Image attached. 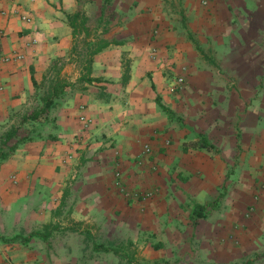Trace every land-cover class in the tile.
Here are the masks:
<instances>
[{"label":"crops","instance_id":"1","mask_svg":"<svg viewBox=\"0 0 264 264\" xmlns=\"http://www.w3.org/2000/svg\"><path fill=\"white\" fill-rule=\"evenodd\" d=\"M203 1L0 0V134L4 135L17 115L30 113L37 106L31 72L36 81L49 67L50 58L72 53L74 33L67 16L81 8L90 19V10L95 9L94 21L101 28L98 32L102 38L118 43L110 44L93 58L90 77L107 81L112 93L107 108L92 96L86 100L89 106L84 114L96 122L95 134L111 133L121 148L131 141L129 136H153L158 169L168 164L174 170V180L183 181L179 182L180 189L173 191L175 199L181 195L194 200L213 199L226 183H232L230 195L237 205L242 208L244 199L257 194L263 213L264 0H208L205 5ZM15 55L22 59L4 62L5 57ZM122 55L131 60L126 81ZM176 73L185 79V91L173 98L166 94ZM138 87L152 92L155 88L163 98L161 104L173 113L171 120L180 116L183 128L170 124L159 135L169 122L154 109L151 114L140 111L135 95ZM126 92L129 98L125 100L132 104L129 112L122 105ZM149 97L153 98L147 92L146 100ZM110 107L118 108L117 112L109 111ZM80 114L79 105L72 103L58 111L55 138L48 130L40 135L31 133L32 140L19 144L1 163L0 184L13 191L4 192L3 197L15 201L37 191L39 185L44 190H61L72 180L83 189L81 201L93 200L99 206L91 209L93 214L82 207L71 208L72 218L106 216L115 205L124 209L113 187L112 162L108 158L111 149L93 153L102 144L95 142L96 135L80 140ZM168 137L173 141L171 146H165ZM190 141H205L211 148L183 151V143ZM13 176L18 184L15 190ZM77 193L73 191V195ZM39 194L46 198L44 192ZM57 196H62V190ZM50 213L54 215L56 209L51 208ZM65 230L81 232L73 227H53L42 233L47 229L37 228L35 233L40 236L24 241L29 234L21 244L32 246L33 239H37L48 247L54 235ZM96 246L109 251H96ZM75 247L79 248L75 255L68 251L58 256L38 255L36 250L19 252V264L77 263L83 251ZM161 247L148 245L144 256H137L136 251L131 257L94 241L91 252L112 254L128 264H170L147 255L157 253L152 250Z\"/></svg>","mask_w":264,"mask_h":264},{"label":"rangeland","instance_id":"2","mask_svg":"<svg viewBox=\"0 0 264 264\" xmlns=\"http://www.w3.org/2000/svg\"><path fill=\"white\" fill-rule=\"evenodd\" d=\"M84 13L83 9L78 10L72 53L50 58L49 67L35 81L33 87L37 106L34 110L37 109L40 117L34 123L20 125L24 115H17L5 129L4 135L0 134V148L5 134L19 126L21 130L28 127V131L34 135L48 130L50 136L55 138L53 133L58 128L57 113L70 107L71 103L88 108L86 100L92 96L94 101H99L106 108L111 104L112 93H109L111 88L106 85L107 81L100 80L89 85L81 80L87 45H91L90 50L93 51L107 42L98 32L101 28L94 21L97 18V10H90V19L85 17ZM130 62L129 57L121 56L124 81L127 80ZM171 78L173 84L166 95L174 98L176 94L180 95L185 91V79L179 73L173 74ZM146 79H151L149 73ZM135 90L141 112L150 113L154 109L169 122L159 130V135L163 131L166 132L170 124L183 128V119L180 116L171 120L158 109L155 97L159 96L160 101L163 98L155 88L152 89L153 92L150 88L143 87ZM146 91L148 95H152L153 101L150 97L146 100ZM128 96L129 92L124 93L122 105L123 108H128L129 112L132 104L125 100ZM48 101L52 102V105L45 112L42 106ZM108 110L115 109L110 107ZM90 119L92 123L89 126H79L80 140L84 141L87 136L96 135L95 142L102 144L93 149V153L111 149L108 158L112 162L113 187L122 198L124 209L115 205L112 212L106 216L85 215V220L77 216L74 217L78 220L75 223L71 217V208L73 210L82 207L83 210L89 209V213L93 214L91 209L99 206L93 200L81 201L80 194L83 189L72 180L67 181L65 188L61 189L60 197L57 195L61 190H44V186L39 185L37 191L34 189L31 194L26 195L30 197L25 196L15 201H11L9 196L3 197L4 192L13 191L9 186L0 184V257L4 252L7 253L5 257L0 258V264H19V252L32 250L44 256H58L64 251L75 255L79 250L75 247L77 245L83 251V259L79 257L77 263L70 264H128L124 259L112 254L92 253L94 241L116 249L119 255L131 257L136 255V251L137 256H144L145 246L160 244V250H152L157 253L147 255L168 261L170 264H242L247 260H252L253 264H264V209L262 213L259 206L261 201L257 194L247 199L249 202L244 199L242 208L231 198L232 183H226L225 188L223 186L213 199L194 200L191 197L185 198L184 195L175 199L173 191L180 189V183L183 181L174 180V170L168 164L165 168L158 169L157 163L154 162L153 136H129L131 141L128 140L122 147L127 150L125 151L118 143V138H113L111 133L95 134L93 128L96 129V122L91 117ZM157 134L158 132L155 133ZM164 141L165 146L173 144L169 137ZM95 158L93 155V159ZM147 176L148 180L145 178ZM12 178V190H15L18 184L16 177ZM73 191L78 193L73 195ZM42 192L46 198L39 197ZM234 205H237V210ZM51 208L56 209L54 215L49 214ZM53 227H73L81 232L65 230L56 233L48 247L37 239H33L32 246L25 247L21 244V239L37 232V228H46L47 231L42 233H47L48 229ZM89 229L91 232L86 231Z\"/></svg>","mask_w":264,"mask_h":264},{"label":"trees","instance_id":"3","mask_svg":"<svg viewBox=\"0 0 264 264\" xmlns=\"http://www.w3.org/2000/svg\"><path fill=\"white\" fill-rule=\"evenodd\" d=\"M78 16H79L78 13H75L73 16H67V19L69 20V25L71 29L73 30V33L76 30V21H77ZM110 44L118 45V43L116 42H113V43L105 42L100 47H98L97 49L93 51L90 50L91 45H87L88 49L85 55V59L83 61L84 68L82 69V71H84V74L81 76V80H83L86 84L90 85L92 83L99 82L98 79H93L90 77L93 58L96 54L101 52L103 49L108 47ZM31 80L34 86L35 79H34V74L32 72H31ZM155 103L167 117H169L170 119L174 117L173 113L168 108H166L164 105L161 104V101L158 96H156L155 98ZM51 105H52V102H49V101L45 102L42 109L45 110L46 112L51 107ZM39 117H40V113H38L36 110H33L30 113H27L22 117L20 125H25V124L27 125L30 123H34L37 121ZM30 134L31 132L28 131V129L21 130V126L8 131L5 134V138L0 148V163L7 160L9 156L14 153V151L17 149V146L19 144L27 142V141H31L32 137L30 136ZM182 146H183V151H187L189 149H195V148H207V149L211 148V145L206 143L205 141H200V142L190 141V142L183 143ZM38 236H40V234L34 233V234L29 235L28 238H25L23 240L28 242L33 237H38ZM94 250L109 251L106 248H101V247L99 248L97 246L95 247ZM114 252H117V251H114ZM242 264H253V261L247 260L243 262Z\"/></svg>","mask_w":264,"mask_h":264},{"label":"built area","instance_id":"4","mask_svg":"<svg viewBox=\"0 0 264 264\" xmlns=\"http://www.w3.org/2000/svg\"><path fill=\"white\" fill-rule=\"evenodd\" d=\"M208 0H204L203 1V4H207ZM22 59V56L21 55H15V56H11V57H5L3 60L4 62H16V61H20ZM84 107H80V111H81V114L80 116L78 117V120L79 122L83 125V126H89L92 121L90 118H88L86 116V114H84ZM117 177H119V175L117 174Z\"/></svg>","mask_w":264,"mask_h":264}]
</instances>
